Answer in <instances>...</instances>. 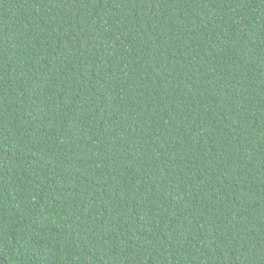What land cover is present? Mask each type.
Returning a JSON list of instances; mask_svg holds the SVG:
<instances>
[{
  "label": "trees",
  "instance_id": "trees-1",
  "mask_svg": "<svg viewBox=\"0 0 264 264\" xmlns=\"http://www.w3.org/2000/svg\"><path fill=\"white\" fill-rule=\"evenodd\" d=\"M0 264H264V0H0Z\"/></svg>",
  "mask_w": 264,
  "mask_h": 264
}]
</instances>
